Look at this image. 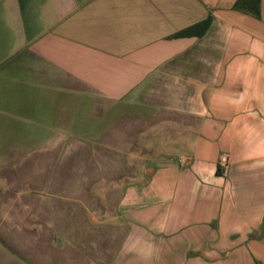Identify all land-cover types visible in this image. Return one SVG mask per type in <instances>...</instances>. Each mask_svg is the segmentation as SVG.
<instances>
[{
    "label": "crops",
    "instance_id": "obj_1",
    "mask_svg": "<svg viewBox=\"0 0 264 264\" xmlns=\"http://www.w3.org/2000/svg\"><path fill=\"white\" fill-rule=\"evenodd\" d=\"M101 127L137 170L72 192L98 247L59 264H264V0H0V182L18 149Z\"/></svg>",
    "mask_w": 264,
    "mask_h": 264
},
{
    "label": "rangeland",
    "instance_id": "obj_2",
    "mask_svg": "<svg viewBox=\"0 0 264 264\" xmlns=\"http://www.w3.org/2000/svg\"><path fill=\"white\" fill-rule=\"evenodd\" d=\"M36 128L32 133L33 146L40 145L46 135ZM47 136L48 147L18 149L14 166L17 180L7 187L0 182V264H59L57 260H66L75 252L92 260V250L98 246L92 247V242L85 240L92 237V229L82 228L90 218L89 205L74 203L71 194L87 189L102 201L105 195L98 186L104 182L101 178L93 181L89 177L92 173L108 172L111 168L117 173L137 170L136 164H109L114 159L108 156L119 157L120 151L105 149L106 133L102 127L92 133H48ZM18 137L23 140L24 133H17ZM64 192L67 197L62 201ZM62 203L65 208L82 211L81 221L73 214L67 216L70 223L77 220L76 224H82L75 227L73 234L72 230L65 234L60 228L64 217L59 216L58 210Z\"/></svg>",
    "mask_w": 264,
    "mask_h": 264
},
{
    "label": "built area",
    "instance_id": "obj_3",
    "mask_svg": "<svg viewBox=\"0 0 264 264\" xmlns=\"http://www.w3.org/2000/svg\"><path fill=\"white\" fill-rule=\"evenodd\" d=\"M218 165L221 168L222 172H226L229 166V159L227 154H221L218 159Z\"/></svg>",
    "mask_w": 264,
    "mask_h": 264
},
{
    "label": "trees",
    "instance_id": "obj_4",
    "mask_svg": "<svg viewBox=\"0 0 264 264\" xmlns=\"http://www.w3.org/2000/svg\"><path fill=\"white\" fill-rule=\"evenodd\" d=\"M210 19H208V20H206V21H203L202 22V29L204 30L209 24H210ZM190 30L188 29V30H186V31H182V32H180V33H178V35H183V34H186V33H188Z\"/></svg>",
    "mask_w": 264,
    "mask_h": 264
}]
</instances>
